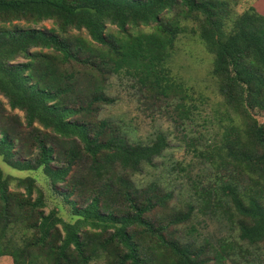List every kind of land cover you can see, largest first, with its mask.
Segmentation results:
<instances>
[{
    "label": "trees",
    "instance_id": "1",
    "mask_svg": "<svg viewBox=\"0 0 264 264\" xmlns=\"http://www.w3.org/2000/svg\"><path fill=\"white\" fill-rule=\"evenodd\" d=\"M188 20L195 25L186 28ZM185 29L212 55L226 106L202 117L211 125L203 149L185 143L213 170L204 185L188 175L194 208L264 254V123L250 113L264 111V12L231 17L228 0H0V96L23 118L0 103V158L15 170L40 168L73 218L43 213L34 178L0 168V256L12 264H221L235 249L220 237L195 245L174 236L168 226L185 222L192 205L155 224L148 213L169 193L154 183L136 190L130 177L153 165L166 135L130 141L118 122L97 116L116 100L115 77L144 100L171 105L178 120L191 118L197 107L184 104L167 65ZM12 180L22 191L9 189Z\"/></svg>",
    "mask_w": 264,
    "mask_h": 264
},
{
    "label": "rangeland",
    "instance_id": "2",
    "mask_svg": "<svg viewBox=\"0 0 264 264\" xmlns=\"http://www.w3.org/2000/svg\"><path fill=\"white\" fill-rule=\"evenodd\" d=\"M231 6V17L240 13L247 7H252L257 13L264 12V0H228ZM22 27H49L50 20L42 21L33 25L24 20L13 21ZM186 28L193 27L192 21L183 22ZM109 31L114 30L112 25H106ZM145 29L144 27H142ZM73 32H75L73 30ZM84 34V31H80ZM17 60H21L17 58ZM212 55L204 48L198 40L196 33L185 29L174 41L173 50L167 63L170 73L175 81L181 83L185 94L182 101L185 105L192 104L197 107L190 116L178 120L171 105L164 104L163 100L155 102L146 101L139 96L135 88L131 87L129 81H119L111 78L109 92L116 97L111 105H102L97 114L98 118H108L118 122L126 131V137L130 141H145L153 137L156 132L166 135L168 145L160 156L156 157L152 166H145L141 173L130 177L136 190H144L150 183H154L158 193L168 192L169 197L163 206H155L148 217L154 223H165L173 212L184 211L187 205H192L191 216L177 225H169L168 229L174 231V236L182 242L183 239L193 240L195 245L202 243V238L213 242L216 238H224L235 245L233 251H228V256L221 264H264L262 245L252 246L237 238L236 231L229 229L220 217L204 215L195 210L196 203L193 199L192 189L188 175L193 179L199 178L204 185L211 177L213 170L209 168L201 157L192 154L186 146L188 139L193 140V145L203 149L204 139H207L209 123L204 122L202 117L211 113L213 109L221 110L225 106L222 96L218 92V80L210 74ZM173 101V100H172ZM0 103L5 111L16 114L22 120V112L9 110L5 99L0 96ZM252 116L258 123H264V111L250 110ZM180 121V122H179ZM201 135H203L201 137ZM0 168L4 174L12 177L29 175L34 178L36 186L42 191L44 197L43 213L55 209L57 215L63 220L73 221L68 204L63 197L55 192L49 181L45 178L41 169L19 171L4 164L0 158ZM75 176L78 179L79 173ZM190 178V179H191ZM115 177L114 181L115 182ZM15 180L11 181L9 189L22 191L13 186ZM62 189V187L60 186ZM192 225L195 228L191 235L185 233L186 227ZM27 240L31 241L32 233H26ZM166 259V258H165ZM167 260V259H166ZM0 264H12L7 255L0 256ZM91 264H101V261Z\"/></svg>",
    "mask_w": 264,
    "mask_h": 264
}]
</instances>
